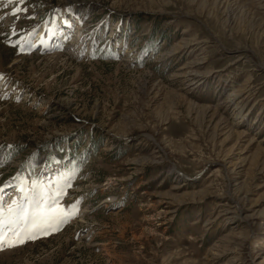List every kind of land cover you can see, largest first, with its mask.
<instances>
[{
  "label": "rangeland",
  "instance_id": "obj_1",
  "mask_svg": "<svg viewBox=\"0 0 264 264\" xmlns=\"http://www.w3.org/2000/svg\"><path fill=\"white\" fill-rule=\"evenodd\" d=\"M21 181L79 211L0 264H264V0H0V207Z\"/></svg>",
  "mask_w": 264,
  "mask_h": 264
},
{
  "label": "snow or ice",
  "instance_id": "obj_2",
  "mask_svg": "<svg viewBox=\"0 0 264 264\" xmlns=\"http://www.w3.org/2000/svg\"><path fill=\"white\" fill-rule=\"evenodd\" d=\"M23 4L24 0H20ZM19 9H13L15 17ZM14 29V26H13ZM12 35H16L13 30ZM21 51L30 48L31 42L17 40ZM71 185L65 184L57 189L56 199H51L44 189L37 191V184L32 182L28 189L25 182L21 181L18 190L23 194L19 200H13L7 208L0 207V250L7 245L15 247L27 240L35 239L40 234H48L58 230L79 211V200L67 207L61 206L58 198L64 195V189Z\"/></svg>",
  "mask_w": 264,
  "mask_h": 264
},
{
  "label": "bare ground",
  "instance_id": "obj_3",
  "mask_svg": "<svg viewBox=\"0 0 264 264\" xmlns=\"http://www.w3.org/2000/svg\"><path fill=\"white\" fill-rule=\"evenodd\" d=\"M228 0H223V2H227ZM44 29H45V27L44 26H41L38 30H36L30 37H29V42H31V45H34V44H36L37 42H39V40H41L40 39V36H42V34L44 33ZM197 73H194V74H191V75H196ZM194 84H198V82H196V83H194ZM193 84V85H194ZM238 96V94L236 93V92H232V93H230L229 94V98L235 103V101H236V97ZM236 107H238L237 105H236ZM238 111V110H237ZM237 113V112H236ZM239 116V117H238ZM238 116H237V119H240V114L238 113ZM244 117V116H243ZM242 122V121H241ZM240 123V122H239ZM223 161H225V163L226 164H228V167H227V170H231V173H235L234 172V170H233V168H234V166H235V164L231 161V160H229V156H226V157H224L223 158ZM225 164V165H226ZM224 166V165H223ZM232 168V169H231ZM243 202H246V198H245V196L244 197H242V199H241ZM249 212V211H248ZM247 212V213H248ZM247 217H249V218H251L252 219V217L250 216V215H247Z\"/></svg>",
  "mask_w": 264,
  "mask_h": 264
}]
</instances>
